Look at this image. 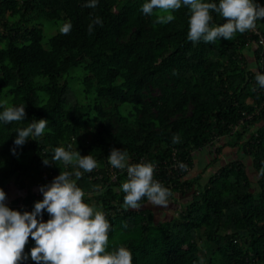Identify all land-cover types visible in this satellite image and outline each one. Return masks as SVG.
Masks as SVG:
<instances>
[{"label": "trees", "instance_id": "1", "mask_svg": "<svg viewBox=\"0 0 264 264\" xmlns=\"http://www.w3.org/2000/svg\"><path fill=\"white\" fill-rule=\"evenodd\" d=\"M87 2L0 0V112L26 111L22 121H0L7 206L33 211L41 186L74 171L44 164L64 147L97 161L72 179L110 222L108 251L129 249L133 264H264V88L255 79L264 74V19L232 40L194 44L186 6L160 25L141 11L146 0ZM212 15V26L226 22ZM97 16L103 24L89 34ZM40 119L44 134L12 154L17 130ZM113 148L130 164H153L154 180L172 193L167 207L144 199L125 210L127 170L109 164ZM228 148L237 155L226 160ZM34 246L30 237L20 264H36Z\"/></svg>", "mask_w": 264, "mask_h": 264}, {"label": "clouds", "instance_id": "2", "mask_svg": "<svg viewBox=\"0 0 264 264\" xmlns=\"http://www.w3.org/2000/svg\"><path fill=\"white\" fill-rule=\"evenodd\" d=\"M97 4L98 0H88L85 6L94 9ZM182 5L189 9L187 39L194 44L232 40L237 33L253 30L258 19H264V6H258L254 0H219L218 4L209 0H146L141 11L154 16V24L165 25L175 19L173 13ZM213 12L226 22L212 26ZM96 24H103L98 16L88 25L89 34ZM60 31L68 34L71 24H64ZM255 79L259 87L264 88V74L257 72ZM25 116L23 105L5 107L0 112V121L19 122ZM47 124L45 119L33 120L27 127L18 129L12 154L15 155L17 147H22L29 137L42 136ZM172 142L179 143V136L174 135ZM50 162L72 166L74 171H61L50 184L41 186L43 199L35 203L33 211L20 212L8 207L6 193L0 188V264H20L28 259L25 247L30 237L35 241L30 255L36 264H133L129 249L121 246L107 250L112 226L102 211L85 202V193L72 179L75 176L78 180L83 173L92 172L98 167L97 161L91 155L56 147L51 160L44 158L45 165ZM108 162L114 168L127 170V179L119 189L125 194V210L140 208L144 199L156 207L168 206L172 193L154 180L153 164H130L127 152L118 148L111 150ZM185 167L181 165L182 170ZM45 210L50 218L38 219Z\"/></svg>", "mask_w": 264, "mask_h": 264}, {"label": "rangeland", "instance_id": "3", "mask_svg": "<svg viewBox=\"0 0 264 264\" xmlns=\"http://www.w3.org/2000/svg\"><path fill=\"white\" fill-rule=\"evenodd\" d=\"M55 30H56L55 28H49V30L46 29V35L49 36V35H50L53 31H55ZM46 35H45V36H46ZM48 36H46V37H48ZM226 151H228V153H229V157L225 158L226 160H228V159L231 158V157H236V155H237L235 149L228 148V149H226ZM226 156H227V155H226ZM247 162H248V160H247ZM248 165H249V168H252V164H251L250 161L248 162ZM214 166H215V165H214ZM211 169H212V167H208L206 170H204L202 167H199V169H198V168H195V169H194V173H200V174H202V175H206L207 173H209V172L211 171ZM158 210H159V209H158ZM169 211H172V209L169 210Z\"/></svg>", "mask_w": 264, "mask_h": 264}, {"label": "built area", "instance_id": "4", "mask_svg": "<svg viewBox=\"0 0 264 264\" xmlns=\"http://www.w3.org/2000/svg\"><path fill=\"white\" fill-rule=\"evenodd\" d=\"M39 219H42L43 221H47L49 218L42 214V216H38Z\"/></svg>", "mask_w": 264, "mask_h": 264}]
</instances>
